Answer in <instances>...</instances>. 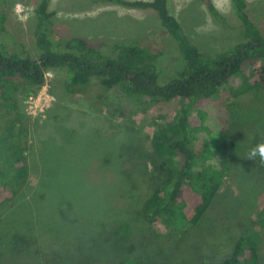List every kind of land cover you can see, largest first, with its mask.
<instances>
[{"label":"rangeland","instance_id":"rangeland-1","mask_svg":"<svg viewBox=\"0 0 264 264\" xmlns=\"http://www.w3.org/2000/svg\"><path fill=\"white\" fill-rule=\"evenodd\" d=\"M2 1L9 29L18 32L17 41L31 47L38 0ZM212 1L227 16L228 27H221L200 0H173L172 12L206 51L227 49L243 39L232 0ZM247 2L251 17L264 34V0ZM50 10L55 12L52 22L56 38L79 36L93 43L107 38L170 50L168 34L152 9L127 8L105 0H51ZM15 38L0 30V49L8 54L18 48ZM19 48L22 49L21 44ZM45 73V86L38 96L18 97L34 144L32 161L38 179L32 177L27 196L0 217V264H36L39 257L32 254V249L46 256H64L56 264H113L128 244L133 245L130 256L138 264H220L232 253L235 242L264 205V173L260 174L264 172V162L258 155L247 158L251 149L264 143V120L255 125L256 131L245 124L240 127L243 136L231 147L232 170L224 177L218 196L198 225L187 234L177 230L159 234L144 230L143 223L135 224L129 240L119 243L105 234L103 223L112 216H124L123 211L135 205L133 200L119 195L120 189L128 194L125 186L138 181L134 172L144 173L145 177L152 174V169L143 166L144 159L139 158L141 166L135 165L123 157L122 150L130 145L136 154L137 150L151 151L157 123L182 100L156 102L146 109L117 87L100 88L96 79L84 92L72 94L63 85L64 71L48 69ZM243 82L238 77L232 88L224 85L205 109L194 112L195 116L208 119V115L220 112L225 119L227 105L235 100L244 108L252 101L264 110L261 91L254 100V94L234 98L232 92ZM125 171L135 175L129 177ZM141 192L145 194L144 188ZM98 234L101 240L92 246L89 239ZM18 242L24 252H10ZM260 254V264H264V237Z\"/></svg>","mask_w":264,"mask_h":264},{"label":"trees","instance_id":"trees-1","mask_svg":"<svg viewBox=\"0 0 264 264\" xmlns=\"http://www.w3.org/2000/svg\"><path fill=\"white\" fill-rule=\"evenodd\" d=\"M0 1V30L15 38L18 32L9 29L3 1ZM105 1L156 11L168 34L170 50L161 51L137 42L107 41V38L95 43L79 36L56 38L51 0H38L34 8L32 46L27 48L15 38L18 48L8 54L0 49V217L27 196L32 177L38 179L32 161L34 144L30 128L21 115L18 97L38 94L46 82L45 71L56 69L64 71L63 85L72 94L84 92L96 79L100 88L117 87L146 109L156 102L182 100L157 123L151 151L137 150L136 154L130 145L123 148V157L127 156L135 165L141 166L139 158L144 159L143 166L152 169V176L134 172L138 181L125 186L128 194L120 189L119 195L133 200L135 205L128 206L124 216L110 217L103 228L106 235L119 243L128 241L135 226L142 223V227L146 226L144 230L159 234L172 230L187 234L205 217L224 177L232 170L231 147L243 136L240 127L245 124L256 131L255 125L264 120V110L252 101L246 108L236 100L228 104L225 119L220 112L208 115V119L198 118L194 112L205 109L224 85L232 88V82L238 77L244 84L232 92L234 98L254 94L251 97L254 100L259 98L260 91L264 93V34L251 17L247 0H232L243 39L218 51H206L190 37L172 12L173 0ZM200 1L221 27L229 26L227 16L212 0ZM125 172L129 177L135 175L130 174L132 171ZM143 188L145 194L141 192ZM263 237L264 205L235 242L232 253L220 264H260ZM89 240L94 243L92 246L97 245L100 234ZM123 247L113 264L116 260L118 264H128L130 260L131 264H138L130 256L133 245ZM22 248L18 242L10 252L22 253ZM116 251L119 252L117 248ZM32 254L39 257L36 264H56L57 260L64 259L58 253L46 256L38 249H32Z\"/></svg>","mask_w":264,"mask_h":264},{"label":"clouds","instance_id":"clouds-1","mask_svg":"<svg viewBox=\"0 0 264 264\" xmlns=\"http://www.w3.org/2000/svg\"><path fill=\"white\" fill-rule=\"evenodd\" d=\"M259 156L261 162H264V143L257 144L253 149L248 153V159H254Z\"/></svg>","mask_w":264,"mask_h":264},{"label":"built area","instance_id":"built-area-1","mask_svg":"<svg viewBox=\"0 0 264 264\" xmlns=\"http://www.w3.org/2000/svg\"><path fill=\"white\" fill-rule=\"evenodd\" d=\"M44 86H45V85H44ZM44 86H43V87H44ZM39 92H40V91H39ZM38 94H39V93H38ZM36 95H37V94H32V95L30 96L29 99H32V98L36 97ZM37 96H38V95H37ZM31 101H32V100H30V102H31Z\"/></svg>","mask_w":264,"mask_h":264},{"label":"crops","instance_id":"crops-1","mask_svg":"<svg viewBox=\"0 0 264 264\" xmlns=\"http://www.w3.org/2000/svg\"><path fill=\"white\" fill-rule=\"evenodd\" d=\"M146 1H149V0H146Z\"/></svg>","mask_w":264,"mask_h":264}]
</instances>
